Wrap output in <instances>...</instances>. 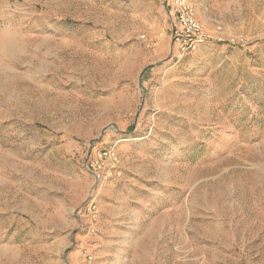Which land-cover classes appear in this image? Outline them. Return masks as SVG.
I'll list each match as a JSON object with an SVG mask.
<instances>
[{
  "label": "rangeland",
  "instance_id": "rangeland-1",
  "mask_svg": "<svg viewBox=\"0 0 264 264\" xmlns=\"http://www.w3.org/2000/svg\"><path fill=\"white\" fill-rule=\"evenodd\" d=\"M191 2L0 0V264H264V0Z\"/></svg>",
  "mask_w": 264,
  "mask_h": 264
},
{
  "label": "built area",
  "instance_id": "built-area-1",
  "mask_svg": "<svg viewBox=\"0 0 264 264\" xmlns=\"http://www.w3.org/2000/svg\"><path fill=\"white\" fill-rule=\"evenodd\" d=\"M174 11L177 21L172 33L174 51L177 62L197 53L203 46L214 41L204 23L198 20L191 0H174ZM122 159L115 147L97 150L88 159L86 168L95 171L97 178H108L122 174ZM95 177V178H96ZM87 215L88 235L96 232L95 226L99 210L95 201L90 202L85 210ZM89 260L92 257L89 256Z\"/></svg>",
  "mask_w": 264,
  "mask_h": 264
}]
</instances>
